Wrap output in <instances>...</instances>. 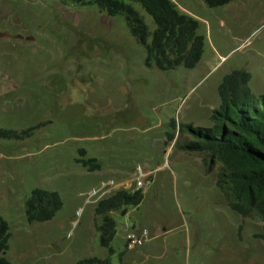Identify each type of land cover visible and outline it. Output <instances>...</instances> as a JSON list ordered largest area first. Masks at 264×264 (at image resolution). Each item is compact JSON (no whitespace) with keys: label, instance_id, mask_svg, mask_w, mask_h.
I'll return each mask as SVG.
<instances>
[{"label":"rangeland","instance_id":"rangeland-1","mask_svg":"<svg viewBox=\"0 0 264 264\" xmlns=\"http://www.w3.org/2000/svg\"><path fill=\"white\" fill-rule=\"evenodd\" d=\"M198 22L204 36L192 69L160 71L122 16L66 0H0V216L9 226L11 264H77L97 257L111 264H264V218L241 215L218 187L228 159L181 149L186 126H210L217 87L233 70L250 75L264 94V0H171ZM136 9L152 30L151 17ZM83 152V153H82ZM95 158L90 171L77 159ZM139 169L147 174L139 178ZM136 207L111 213L113 253L100 245L95 215L102 184L134 190ZM55 191L61 209L28 223L31 190ZM96 196V195H95ZM145 231L126 247L123 224Z\"/></svg>","mask_w":264,"mask_h":264},{"label":"trees","instance_id":"trees-1","mask_svg":"<svg viewBox=\"0 0 264 264\" xmlns=\"http://www.w3.org/2000/svg\"><path fill=\"white\" fill-rule=\"evenodd\" d=\"M72 4L90 5L107 17L122 16L135 41L145 49V64L160 71L178 67L194 68L200 61L204 36L198 33V22L180 12L171 0H66ZM210 7L230 0H203ZM139 5L152 19L153 28L145 23L136 9ZM250 75L233 70L217 87L219 106L209 117L205 128L186 126L193 139L181 146L187 152L209 151L228 159L227 171L219 174L218 187L228 198L229 207L241 215L258 211L264 218V94L254 95ZM0 137H18L15 132L0 130ZM83 153V152H82ZM88 170L99 169L95 158L77 159ZM144 197L142 189H117L96 202L95 215L100 219V245L113 253L111 242L116 222L111 213L138 206ZM62 201L55 191L31 190L24 203L28 223L51 220L61 209ZM9 226L0 216V264H11L2 255L9 248ZM77 264H111L109 258H86Z\"/></svg>","mask_w":264,"mask_h":264},{"label":"built area","instance_id":"built-area-1","mask_svg":"<svg viewBox=\"0 0 264 264\" xmlns=\"http://www.w3.org/2000/svg\"><path fill=\"white\" fill-rule=\"evenodd\" d=\"M139 178H146L147 174H144L141 169H139ZM150 181L146 180L145 183H143L141 180L135 182V190L137 189H143L146 188L147 185H149ZM118 186V185H117ZM117 186H114L111 182L108 184H102V187L100 188V193L91 192L88 197V201L96 197L93 202H97L100 199H102L105 195L109 194L112 190H114ZM96 195V196H95ZM123 229L127 231L125 235V241H126V247L128 249H131L136 246H141L145 240H146V233L145 231L137 232V230H134L132 227H130L127 223L123 224Z\"/></svg>","mask_w":264,"mask_h":264},{"label":"water","instance_id":"water-1","mask_svg":"<svg viewBox=\"0 0 264 264\" xmlns=\"http://www.w3.org/2000/svg\"><path fill=\"white\" fill-rule=\"evenodd\" d=\"M99 12L101 13L102 11H101V10H99Z\"/></svg>","mask_w":264,"mask_h":264}]
</instances>
